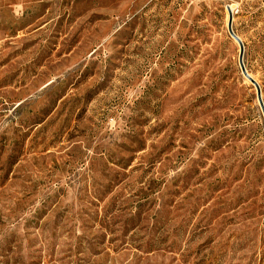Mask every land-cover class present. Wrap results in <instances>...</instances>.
Instances as JSON below:
<instances>
[{"label": "rangeland", "instance_id": "rangeland-1", "mask_svg": "<svg viewBox=\"0 0 264 264\" xmlns=\"http://www.w3.org/2000/svg\"><path fill=\"white\" fill-rule=\"evenodd\" d=\"M264 0H0V264H264Z\"/></svg>", "mask_w": 264, "mask_h": 264}, {"label": "water", "instance_id": "water-1", "mask_svg": "<svg viewBox=\"0 0 264 264\" xmlns=\"http://www.w3.org/2000/svg\"><path fill=\"white\" fill-rule=\"evenodd\" d=\"M229 11V23H228V30L230 35L233 37V39L239 44L240 46V58H239V62H240V66L242 69V72L244 74V76L246 77V79L255 87L256 92H257V99L259 102V105L261 107L262 113H263V117H264V102L262 99V92H261V88L259 86V84L248 74V72L246 71V68L244 66V62H243V58H244V45L241 41V39L235 35L234 31H233V13L232 10L230 8H228Z\"/></svg>", "mask_w": 264, "mask_h": 264}, {"label": "bare ground", "instance_id": "bare-ground-1", "mask_svg": "<svg viewBox=\"0 0 264 264\" xmlns=\"http://www.w3.org/2000/svg\"><path fill=\"white\" fill-rule=\"evenodd\" d=\"M230 9H231L232 11L234 10L232 6L230 7Z\"/></svg>", "mask_w": 264, "mask_h": 264}]
</instances>
